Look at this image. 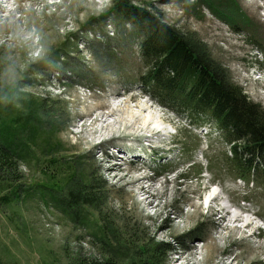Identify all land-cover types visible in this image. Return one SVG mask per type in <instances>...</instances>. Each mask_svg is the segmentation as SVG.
Returning a JSON list of instances; mask_svg holds the SVG:
<instances>
[{
    "label": "rangeland",
    "instance_id": "374dc122",
    "mask_svg": "<svg viewBox=\"0 0 264 264\" xmlns=\"http://www.w3.org/2000/svg\"><path fill=\"white\" fill-rule=\"evenodd\" d=\"M235 1L236 10L223 2L218 12V0H0V119L16 96V109L24 99L40 104L62 150L54 155L76 172L53 196L33 190L50 180L43 160L20 162L14 177L26 193L7 204L0 192L1 264L102 260L108 241L115 260L117 249L143 244L165 264H264V185L237 178L213 127L193 125L140 90L147 29L137 10L145 9L264 117V80L248 73L254 62L264 68V0ZM143 104L161 127L130 123ZM34 150L37 159L54 157ZM154 160L175 172L157 178ZM80 184L95 187L88 208L68 204Z\"/></svg>",
    "mask_w": 264,
    "mask_h": 264
},
{
    "label": "trees",
    "instance_id": "16d2710c",
    "mask_svg": "<svg viewBox=\"0 0 264 264\" xmlns=\"http://www.w3.org/2000/svg\"><path fill=\"white\" fill-rule=\"evenodd\" d=\"M223 2H234V6L236 3L235 0H218L216 11L224 10ZM234 9L236 10V6ZM137 12L147 29V37L142 44V56L147 69L141 78L142 92L176 116L190 120L193 125L211 124L217 128L221 138L229 146V161L238 179L261 190L264 185V117L261 116L259 106L249 100L242 88L225 83L212 70L210 62L204 58L198 59L188 42L178 33L158 22L145 9H138ZM215 15L219 16V13ZM13 99L6 109V113H11L0 119L4 121L0 125V192H6L2 201L10 204L13 200L21 199L22 192L26 193V190L20 184V177H14V174L18 172L20 162L31 164L37 160H43L42 173L50 180L44 179L43 184L38 186L41 190H33H46L57 196L53 193L62 189L56 186H64L75 179L74 167L65 168L62 156H55L62 152L55 137L57 132L54 128H45L46 121L43 117L46 114L44 112L43 116L40 113V104L24 99V109H16V99L20 104L23 98L16 96ZM34 146L40 148L46 156L54 157L35 158ZM188 165L191 166L192 162ZM53 167L60 172V182L53 181L56 179ZM160 169L163 172L167 168ZM167 170L175 171L170 170V167ZM201 174L202 171L199 175ZM94 193L95 187L80 184L78 190L69 193L68 204L88 208L95 199ZM111 238L117 241L115 236ZM108 242L109 245L102 243L101 251L98 250L102 255H108L106 258L87 259L80 264H165L160 254L155 256L154 251L143 244L135 246L138 251L134 253L117 249L119 253L116 261L110 254L112 245ZM165 245L163 244L164 248ZM129 253L131 256H128Z\"/></svg>",
    "mask_w": 264,
    "mask_h": 264
},
{
    "label": "bare ground",
    "instance_id": "6f19581e",
    "mask_svg": "<svg viewBox=\"0 0 264 264\" xmlns=\"http://www.w3.org/2000/svg\"><path fill=\"white\" fill-rule=\"evenodd\" d=\"M6 2V1H5ZM150 105V104H149ZM126 107V104H125ZM151 107L152 105H150V107L147 104H143L139 106V112H138V118L135 120V117L133 115H129L128 118H130V123L132 125H137V122H140L142 124H144V126H150V125H156L157 127H161V125L163 124V120L162 118L158 117L157 113L155 112H151ZM153 108V107H152ZM123 108H118V111L120 110V112H122ZM115 111V110H114ZM147 112L146 114H144L143 112ZM150 111V112H149ZM156 114V115H155ZM120 118V116H119ZM124 119V118H123ZM123 119H119L120 121L124 122ZM159 124V125H158ZM158 129V128H157ZM101 143V142H100ZM110 156V155H109ZM137 158V157H136ZM148 193V191H146V194ZM212 197V196H211ZM214 197V196H213ZM210 199V198H209ZM149 205H152V202H149ZM239 218V215L236 214L234 216V219L237 221Z\"/></svg>",
    "mask_w": 264,
    "mask_h": 264
}]
</instances>
